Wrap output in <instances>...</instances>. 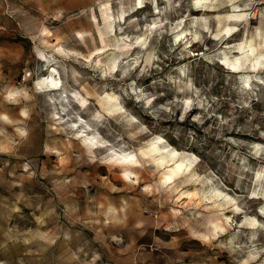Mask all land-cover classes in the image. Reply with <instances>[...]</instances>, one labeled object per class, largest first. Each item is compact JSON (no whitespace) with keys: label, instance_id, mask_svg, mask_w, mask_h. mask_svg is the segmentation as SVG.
<instances>
[{"label":"rangeland","instance_id":"obj_1","mask_svg":"<svg viewBox=\"0 0 264 264\" xmlns=\"http://www.w3.org/2000/svg\"><path fill=\"white\" fill-rule=\"evenodd\" d=\"M141 1L0 0V264H264L261 0Z\"/></svg>","mask_w":264,"mask_h":264},{"label":"bare ground","instance_id":"obj_2","mask_svg":"<svg viewBox=\"0 0 264 264\" xmlns=\"http://www.w3.org/2000/svg\"><path fill=\"white\" fill-rule=\"evenodd\" d=\"M199 1H201V0H199ZM199 1H197V2H199ZM249 1L251 3L254 0H249ZM249 1L246 4L248 6L250 5ZM141 3H142V1L138 0L139 6L141 5ZM259 5H260V7L256 11L259 10L260 12H264V2L261 1ZM232 6H233L234 13L224 14L222 16V18L219 16L218 24L220 25V24H222V22H224V24H223V28L219 32H217L216 35H219L221 32H225V33H229V34L234 32V30H237V26L239 25L238 23L240 21L245 20L246 13L240 12L243 9H240L237 4L232 5ZM253 16H254V13H253ZM252 34H251V36H252ZM194 35H195L194 37H196V34H194ZM258 37H260V40H258L259 42L257 41L258 42L257 45H256L257 42L254 41L253 37L245 38L244 40H242V42H240L236 45L235 50H233L232 52H228V51L225 52L220 60L223 63H225L226 65H228L230 68H233V69L242 65L243 62H246L249 64V67L253 71H257L260 67L264 66V49H262V48H264V33H262V35H261V33H259ZM258 48H261L262 50H258ZM230 51H231V49H230ZM229 53L230 54L234 53L236 55H234L232 58H230ZM241 55L243 56L242 60H240ZM262 68H264V67H262ZM49 81H50L49 88L51 87V90H54L56 88L58 82L52 77H50ZM118 109H119V107L116 106L114 108V111H116ZM90 139H91V143L89 142L90 143L89 149L94 148V149L99 150L102 148L100 141L96 140V138L94 136H92ZM164 148H165L164 146L158 147L157 144H154L152 147V149L156 152H159ZM162 159H163V161H168V160L172 161V160H174V153L168 152ZM194 165H195L194 160H180L174 165L173 168H171L167 172L166 178L172 177L177 172H179L183 169H187L190 166H194ZM123 170L124 171L129 170V168L124 167Z\"/></svg>","mask_w":264,"mask_h":264},{"label":"built area","instance_id":"obj_3","mask_svg":"<svg viewBox=\"0 0 264 264\" xmlns=\"http://www.w3.org/2000/svg\"><path fill=\"white\" fill-rule=\"evenodd\" d=\"M262 2H264V0H261Z\"/></svg>","mask_w":264,"mask_h":264}]
</instances>
